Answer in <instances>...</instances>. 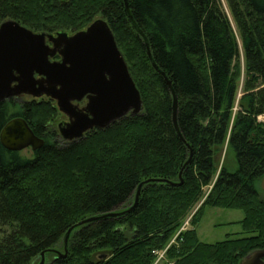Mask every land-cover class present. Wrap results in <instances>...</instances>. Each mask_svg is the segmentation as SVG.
Wrapping results in <instances>:
<instances>
[{
	"label": "trees",
	"instance_id": "trees-1",
	"mask_svg": "<svg viewBox=\"0 0 264 264\" xmlns=\"http://www.w3.org/2000/svg\"><path fill=\"white\" fill-rule=\"evenodd\" d=\"M225 2L235 29L220 0H0V24L33 32L104 19L142 101L73 142L53 126L54 101L0 102V131L20 117L44 140L29 156L0 143V264L42 252L44 264H153L172 239L167 264H240L264 249V0ZM206 206L241 210V236L200 242Z\"/></svg>",
	"mask_w": 264,
	"mask_h": 264
},
{
	"label": "water",
	"instance_id": "water-1",
	"mask_svg": "<svg viewBox=\"0 0 264 264\" xmlns=\"http://www.w3.org/2000/svg\"><path fill=\"white\" fill-rule=\"evenodd\" d=\"M124 2L127 6L126 0ZM56 54L60 60L51 61ZM147 55L151 59L149 51ZM152 65L157 69L154 63ZM24 96L55 102L58 111L69 117V122L57 125L59 136L68 142L81 139L87 130H103L128 114L142 111L140 93L111 29L102 18H96L85 29L73 34L33 32L14 20L2 22L0 102ZM84 97L87 103L78 109L73 102ZM172 109L176 126L174 94ZM0 143L10 152L37 151L44 140L33 133L23 118L15 117L1 129ZM96 219L91 217L78 225ZM39 264H44L43 252ZM240 264H264V249L251 252Z\"/></svg>",
	"mask_w": 264,
	"mask_h": 264
},
{
	"label": "rangeland",
	"instance_id": "rangeland-1",
	"mask_svg": "<svg viewBox=\"0 0 264 264\" xmlns=\"http://www.w3.org/2000/svg\"><path fill=\"white\" fill-rule=\"evenodd\" d=\"M224 11L226 12L228 19L231 23V26L233 29L234 23L232 20V17L229 13V10L227 8L225 0H220ZM238 45L240 48V80H239V90L240 92L242 88V82L244 78V63H243V55H242V50H241V43L239 38L237 37ZM28 99L29 97H23ZM58 116L54 118L53 120V126L55 130L57 131V124L59 123L58 121ZM261 119V118H259ZM32 151L30 149H26L22 151V154L25 155H30ZM226 153V145L223 147L221 153L219 156H217L218 160V165L221 166L224 156ZM263 182L264 179H262L259 183V192L260 196L262 199H264V188H263ZM210 187H207L205 189V194L209 191ZM203 202V199L199 202V204L194 208V210L186 217L184 220L183 225L181 226L180 231L190 229V222L192 217L195 215V213L198 211L199 207L201 206V203ZM243 219V212L241 210L237 209H222V208H212V207H205L202 210V213L200 215L199 222L196 226V232H197V237L200 242L203 243H208V244H213L216 242L223 241L227 238H234L236 236H241V226L239 225V222ZM177 233V234H178ZM174 239L171 240L170 244H172ZM169 244V245H170ZM169 245L161 251H157L158 253H163L162 257H159V255H156V258L153 262V264H167L168 261L165 259L164 254L169 247ZM39 264V263H38Z\"/></svg>",
	"mask_w": 264,
	"mask_h": 264
},
{
	"label": "flooded vegetation",
	"instance_id": "flooded-vegetation-1",
	"mask_svg": "<svg viewBox=\"0 0 264 264\" xmlns=\"http://www.w3.org/2000/svg\"><path fill=\"white\" fill-rule=\"evenodd\" d=\"M69 34H73V33H69ZM50 46H51V44H49ZM60 60V56L58 55V54H56V56L54 57V58H52L51 59V61H59ZM24 97H27V96H24ZM22 98V97H21ZM86 103H87V99L84 97L81 101H79V102H73V104L75 105V106H77V108L78 109H82V108H84L85 107V105H86ZM56 105V104H55ZM58 110V109H57ZM58 121H59V123H67V122H69V117L67 116V115H65V114H63V113H61V112H59L58 111ZM58 123V124H59ZM57 124V125H58ZM94 130H96V129H92V130H87L84 134H83V137H85L86 135H88L90 132H92V131H94ZM57 132H58V129H57ZM58 135H59V132H58ZM82 137V138H83ZM61 138V137H60ZM62 139V138H61ZM80 140V139H79ZM74 141H77V140H74ZM70 142H73V141H70Z\"/></svg>",
	"mask_w": 264,
	"mask_h": 264
},
{
	"label": "built area",
	"instance_id": "built-area-1",
	"mask_svg": "<svg viewBox=\"0 0 264 264\" xmlns=\"http://www.w3.org/2000/svg\"><path fill=\"white\" fill-rule=\"evenodd\" d=\"M156 255H159V257H162L163 253L155 252Z\"/></svg>",
	"mask_w": 264,
	"mask_h": 264
}]
</instances>
